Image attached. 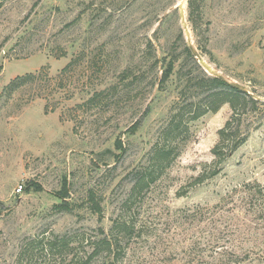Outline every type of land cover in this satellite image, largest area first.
<instances>
[{"label":"rangeland","instance_id":"1","mask_svg":"<svg viewBox=\"0 0 264 264\" xmlns=\"http://www.w3.org/2000/svg\"><path fill=\"white\" fill-rule=\"evenodd\" d=\"M188 1L0 0V264H264V0ZM188 40L260 102L202 182L231 109Z\"/></svg>","mask_w":264,"mask_h":264},{"label":"trees","instance_id":"2","mask_svg":"<svg viewBox=\"0 0 264 264\" xmlns=\"http://www.w3.org/2000/svg\"><path fill=\"white\" fill-rule=\"evenodd\" d=\"M195 4V0L188 1L189 20L192 22L194 30L197 27V24L201 17L199 8L196 7ZM184 50L186 55L191 58L193 62H195V65L199 70L200 67L198 66L196 59L192 55L187 45L185 46ZM172 70L173 61L170 60L167 63V67L164 69L159 82H165L169 78ZM199 72L201 74V77H199L198 82H200L202 85H211L215 89L214 90L210 86L212 93L208 92L207 96L205 97V109L210 111H216L219 106L226 103L230 106L231 109V114L225 122L224 126L217 131L218 141L211 149V154L214 158L212 162L213 166L210 169V172L207 177H203L205 174L204 172H201L197 177V182H202L206 178H211L215 176L219 172V166L225 161L227 156L234 152L240 145H242L247 138L250 128L247 125H244V119L242 118V115H240L241 113H239V107H241V105L246 104V101H249L255 106L260 102L254 99L253 96L249 95L248 93L242 92L239 89L231 87L229 84L225 83L224 81L220 80L219 78L213 75L207 74L203 70H199ZM32 76L33 75L31 74H25L23 76L14 77V79L8 84V88L13 90L20 84L29 80V78ZM214 101H217L218 103L215 108L211 107ZM120 146L121 145L118 144L119 148ZM29 186H33L36 190H40V187L34 182H28L26 187L28 188ZM63 194L66 195V192L64 191ZM60 197L63 196L60 194ZM3 207V203L0 201V213L3 211ZM103 242L105 243V248H107V250L109 251H111V248L115 245V243L113 244V241L111 239H108L107 237L103 239Z\"/></svg>","mask_w":264,"mask_h":264},{"label":"water","instance_id":"3","mask_svg":"<svg viewBox=\"0 0 264 264\" xmlns=\"http://www.w3.org/2000/svg\"><path fill=\"white\" fill-rule=\"evenodd\" d=\"M187 46H188L189 50L191 51L192 55L194 56V58L197 59V61L204 67V69L206 71H209L211 73V75L219 78L220 80L229 84L231 87L239 89L242 92L251 94L245 85L237 83L235 81H231L227 77L222 75L221 73H218L215 70H213L212 68H210V66L204 61V59L202 58L200 53L197 51V49L193 46V44L190 42V40L187 41Z\"/></svg>","mask_w":264,"mask_h":264},{"label":"built area","instance_id":"4","mask_svg":"<svg viewBox=\"0 0 264 264\" xmlns=\"http://www.w3.org/2000/svg\"><path fill=\"white\" fill-rule=\"evenodd\" d=\"M20 189H21V186L18 187V190H20Z\"/></svg>","mask_w":264,"mask_h":264}]
</instances>
